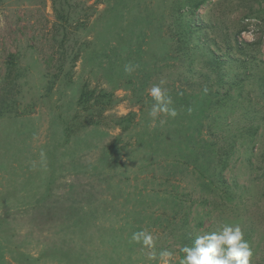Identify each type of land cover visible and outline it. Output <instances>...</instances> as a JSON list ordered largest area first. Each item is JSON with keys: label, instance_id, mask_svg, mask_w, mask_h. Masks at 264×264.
Here are the masks:
<instances>
[{"label": "rangeland", "instance_id": "374dc122", "mask_svg": "<svg viewBox=\"0 0 264 264\" xmlns=\"http://www.w3.org/2000/svg\"><path fill=\"white\" fill-rule=\"evenodd\" d=\"M195 1L0 0V264H180L225 225L264 264V0Z\"/></svg>", "mask_w": 264, "mask_h": 264}, {"label": "clouds", "instance_id": "9594fccd", "mask_svg": "<svg viewBox=\"0 0 264 264\" xmlns=\"http://www.w3.org/2000/svg\"><path fill=\"white\" fill-rule=\"evenodd\" d=\"M135 67L130 63L126 64L124 71L131 73ZM149 95L154 101L148 113L153 121L162 113L176 117L177 111L172 107V98L160 84L153 85L149 90ZM132 239L137 242L142 240L149 246L153 243L152 236L145 231L133 233ZM181 251L184 256L180 264H249L252 256L249 244L244 239L243 232L238 225H225L218 231L198 235L191 246L185 245ZM164 255L170 258L172 254L165 253Z\"/></svg>", "mask_w": 264, "mask_h": 264}, {"label": "trees", "instance_id": "16d2710c", "mask_svg": "<svg viewBox=\"0 0 264 264\" xmlns=\"http://www.w3.org/2000/svg\"><path fill=\"white\" fill-rule=\"evenodd\" d=\"M206 1H208V0H196L192 5H191V7H190V10H189V13H190V15L192 14V13H194L202 4H204ZM262 22L264 23V18L262 19ZM195 32H198V33H200V32H203V28H201V27H196L195 29ZM63 42H64V39L63 38H61L60 39V42H59V44L62 46V44H63ZM205 48V47H204ZM203 48V49H204ZM207 51H205L206 53H210L211 54V56H214V54L212 53V51H210V50H208V49H206ZM214 59H216L217 60V58L214 56L213 57ZM7 62L9 63V64H12L13 63V58H12V56H10V58H9V60H7ZM61 67H59L58 68V73L61 71ZM66 73H68V72H66ZM223 74H220L219 76H218V78H217V80L219 81V86H221V85H223V84H225V83H227L226 81L224 82V79H223ZM54 77H56L55 75H54ZM223 79V80H222ZM226 80V79H225ZM231 83V82H230ZM229 83V84H230ZM234 87H235V90L236 91H238V96H239V100H241L242 99V94H243V92H242V84L241 83H238V85H236V84H234ZM258 88H259V90H260V94H264V78L261 80V83L260 84H258ZM214 94H217V91L216 92H214ZM96 96V95H95ZM94 96V93H93V91L92 90H87L86 88H82L81 89V92H80V94H79V97H78V104L79 105H84L87 109H90V106H87L85 103H87L89 100H90V98L91 97H95ZM106 96H109V94H106V93H101V94H99L98 96H96L95 97V99H97V98H99V99H101V97L103 98V97H106ZM226 96V97H225ZM227 96H228V99H231V97L228 95V91H226L225 93H224V97H222V99H223V101H226V99H227ZM221 99V98H220ZM97 101V100H96ZM217 101H219V100H217ZM212 103L213 101H208V103ZM218 103V102H217ZM93 104H95V103H93ZM248 127V128H247ZM246 128H244L245 130H243V134H244V132H245V135L247 136V137H249V138H252V136H254L255 135V133H256V129H257V125H255V124H250L249 126H247ZM241 133V134H242ZM233 142H235V140H232ZM233 142H232V144H231V147L229 148V150L231 151V149H233V147H234V144H233ZM215 154H216V152H214ZM228 157V153L227 154H225L224 156H222V158L221 157H219V161L217 162V164H218V166H217V169L220 171V172H222L226 167H227V163H228V161H227V158ZM208 185L210 184V183H207ZM178 197L179 196H177L176 197V199H178ZM180 203L183 205V201L184 200H182V199H180ZM206 203H208V200H206Z\"/></svg>", "mask_w": 264, "mask_h": 264}]
</instances>
